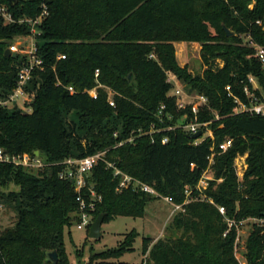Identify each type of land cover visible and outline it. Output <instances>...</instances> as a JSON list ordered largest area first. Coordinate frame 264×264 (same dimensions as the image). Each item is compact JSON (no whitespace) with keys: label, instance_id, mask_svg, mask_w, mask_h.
I'll return each instance as SVG.
<instances>
[{"label":"trees","instance_id":"16d2710c","mask_svg":"<svg viewBox=\"0 0 264 264\" xmlns=\"http://www.w3.org/2000/svg\"><path fill=\"white\" fill-rule=\"evenodd\" d=\"M43 5L48 17L40 26L43 44L36 45V56L44 63L27 87L31 112L0 108V147L10 155L39 151L46 167L35 174L0 163V203L16 213L13 227L0 231V264H46L44 251L54 250L58 264H70L62 249L80 204L74 185L60 178L67 169L63 163L101 152H106L104 160L87 184L102 197L96 215L105 214L103 224L120 216L142 218L146 205L160 199L133 187L120 190L122 177L114 176L115 168L183 206L169 227L181 235L153 245L152 237L144 238L142 264H240L237 226L247 219L264 220V117L236 114L226 87L246 101L244 87L252 76L264 90V71L250 45H264L257 24L264 20V0H22L14 5L0 0L13 17L6 23L0 15V97L17 87L27 61L18 54L5 56L6 49L16 37L30 35L20 20L37 18ZM175 43L200 44L201 75L178 64ZM59 55L66 59L58 61ZM168 73L190 93L208 98L209 107H202L197 119L211 122L213 139L195 145L182 128L164 130L185 116V124L194 119L190 106L178 109L170 96ZM94 89L97 98L88 93ZM226 139L232 146L222 152L219 145ZM244 155L247 169L240 180L235 160ZM208 172L214 180L201 193L197 186ZM186 189L192 190L188 204ZM83 197L89 202L87 191ZM138 235L133 230L118 249L93 260L133 251ZM246 258L247 264H264V224L254 226Z\"/></svg>","mask_w":264,"mask_h":264},{"label":"built area","instance_id":"2783aa9c","mask_svg":"<svg viewBox=\"0 0 264 264\" xmlns=\"http://www.w3.org/2000/svg\"><path fill=\"white\" fill-rule=\"evenodd\" d=\"M255 5V2H252L250 4V9H252ZM42 13L35 19H23L20 20L21 24H27L30 28V35L27 36L28 38L34 40L38 39V36L41 34L40 26L43 24L45 19L48 17V9L46 5H43ZM0 15L4 18L6 23L13 22V17L9 13L7 7L0 6ZM259 26L263 28L264 32V20L257 22ZM250 45L254 47L256 51V58L259 60V62L262 65V69L264 71V45H258L253 41H250ZM11 53L17 55L19 50L18 47L12 46L10 47ZM37 47L35 46L34 50L27 53L28 55L25 56L27 58V61H25L18 73V83L17 87L9 94H7L5 97H0V108L4 109H13V108H19L24 111H27L28 103L31 102L30 94L27 90V87L29 86L31 80L33 79L34 73L37 69L42 70L43 69V60L36 56ZM65 55H59L57 60H65ZM99 76V71L96 72V77ZM178 83L177 86L173 85V89L170 93L171 97L176 98V106L178 109H186L187 107H191V112L194 116V119L185 124L183 121L187 119V116H185L179 123L176 125V127H168L164 130H173L175 128H182L186 130L188 133H190L192 136L198 133H201V136L195 140V145H198L202 143L207 138L213 139V134L209 128V125L211 122H205L200 123L198 122L197 116L199 115L202 107H209V100L205 95H201L198 93H190L189 91H185V87L182 84H179V79H175ZM172 84V81H169ZM68 91L71 94L75 93V89L73 87H68ZM226 91L229 93L230 97H233L236 108L235 113L236 114H243L248 113L251 115H257L264 117V90L259 85L257 79H255L252 76L248 77V84L244 87V94L247 98L246 101H242L239 98L235 97L232 94V90L230 86L226 87ZM89 95L93 98H97V92L96 89L88 91ZM109 93V104L112 107H115V102L113 99L114 92L110 89H108ZM185 98L190 100V102L186 103ZM166 109V106H162L157 114V119L160 122H164V111ZM214 115L217 120H219V115L217 112L214 111ZM166 117V115H165ZM169 120L172 119L171 115L167 116ZM154 126L151 128V133H153ZM141 132V131H140ZM159 132V131H158ZM134 136H132L129 139V142L134 141ZM168 138L164 137L162 139V143L166 144L168 143ZM122 145V143L120 144ZM232 146V139H226L219 145V150L222 152H226L230 147ZM37 152V151H36ZM30 154V153H21V154H15L10 155L5 152V150L0 147V163L2 164H11L15 167H20L25 169L28 172H32L35 174L41 173L44 168L46 167V163L44 158L40 155V152L38 155L36 154ZM106 152L97 153L93 156H89L86 158H83L81 160L78 159H67L63 164L67 166V169L63 171L60 174V178L65 181H69L74 185V189L76 193L78 194V201H79V209L77 211V223L76 227L78 230H87L88 227L91 226L93 221V212L96 209V204L102 201V197L97 194V192L94 190V188L88 187L87 184V178L91 174L92 170L95 168V166L102 160H104ZM213 157V156H212ZM247 155L244 156H238L235 160V167L237 168V175L239 179L241 180L243 177L244 172L247 169V163H246ZM242 160L243 164L239 166L238 170V162ZM212 161V159H211ZM108 168H114L112 164H108ZM114 176H121L122 180L120 183V190L128 189L129 187H133L136 190L142 191L144 193H148L152 196L159 197L160 199H164L167 203L174 206L175 210H182V205H177L173 202V200L169 197H162L155 189L154 187L147 185L145 183H142L139 180H136L124 173H122L119 169H114ZM204 178V177H203ZM202 180L200 181L199 185L197 186V190L202 192ZM84 191H87V194L89 196V202L86 201V199L83 197ZM186 201L185 204L190 203L192 199V190L186 189ZM4 210V205L0 203V212ZM220 213L225 216L226 210L224 207H219ZM230 226L234 224V222H230ZM238 227V226H237Z\"/></svg>","mask_w":264,"mask_h":264},{"label":"rangeland","instance_id":"374dc122","mask_svg":"<svg viewBox=\"0 0 264 264\" xmlns=\"http://www.w3.org/2000/svg\"><path fill=\"white\" fill-rule=\"evenodd\" d=\"M37 44L41 45L43 42L38 39L32 40L27 36H21L12 40L6 50H10V47L16 46L19 50L18 55L27 56V53L33 51ZM176 56L178 58V64L181 67H186L193 75H201L203 73L204 67L201 60L200 44L185 43L183 47L177 46ZM174 76L168 73V80L175 83L173 80ZM179 82V84L185 87V91H189L180 80ZM185 101L186 103L190 102L187 98H185ZM27 111L31 112L29 106L27 107ZM242 164L243 161L240 160L238 162V170ZM213 180L214 174L212 172L204 175L201 193H204L209 187L210 181ZM10 190H17V188L11 186ZM96 209L93 212L92 224L97 218ZM177 213H179V210H175L174 206L164 201V199L149 202L146 205L145 214L142 218L120 216L104 223L102 225V237L97 240L89 237L92 224L86 231L78 230L76 227L77 220H73L69 228H67L69 232H66L65 235V242L62 249L63 255L68 259L70 264H142L145 258L142 252L144 238L152 237L153 243L151 245H153L159 239L181 235L180 232L169 230L173 217ZM15 217L16 213L12 210L7 209L1 211L0 231L13 227L16 221ZM257 224H264V220L247 219L238 225L235 258L240 264H247V242L254 226ZM133 230L139 234L133 244V251L123 253L118 259L104 260L103 258H96L93 260V256L98 253L118 249L125 236Z\"/></svg>","mask_w":264,"mask_h":264},{"label":"water","instance_id":"95a60500","mask_svg":"<svg viewBox=\"0 0 264 264\" xmlns=\"http://www.w3.org/2000/svg\"><path fill=\"white\" fill-rule=\"evenodd\" d=\"M18 1H22V0H9V4L10 5H14L16 4ZM226 32L228 33V36H232L233 33H231L228 29H226ZM5 56L7 57H16L15 54L11 53V51L8 49L5 52ZM201 136V133L195 134L192 136L193 139H198ZM38 151L36 152V154L38 155ZM104 218H105V214H101L99 215L96 220L94 221V223L91 226L90 232H89V237L91 239L97 240L100 239L102 237V225L104 222ZM44 255H45V263L46 264H58L59 262V255L58 252L56 250L54 251H44Z\"/></svg>","mask_w":264,"mask_h":264},{"label":"crops","instance_id":"0c3cea01","mask_svg":"<svg viewBox=\"0 0 264 264\" xmlns=\"http://www.w3.org/2000/svg\"><path fill=\"white\" fill-rule=\"evenodd\" d=\"M184 45H185V43H175V48H177V46H178V47H183ZM198 45H199V44H198ZM176 57H177V56H176ZM177 61H178V58H177ZM220 64H221V63H220ZM221 65H222V64H221ZM180 66H181V65H180ZM171 75H173V74H171ZM176 78H177V77L174 76V79H173V80H174L175 83L172 82V84H173L174 86H177V85H178L177 81L175 80ZM173 218H174V217H173Z\"/></svg>","mask_w":264,"mask_h":264}]
</instances>
